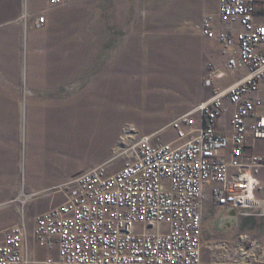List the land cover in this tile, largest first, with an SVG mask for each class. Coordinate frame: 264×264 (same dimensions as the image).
<instances>
[{
  "label": "rangeland",
  "instance_id": "374dc122",
  "mask_svg": "<svg viewBox=\"0 0 264 264\" xmlns=\"http://www.w3.org/2000/svg\"><path fill=\"white\" fill-rule=\"evenodd\" d=\"M2 4L16 8V17L0 18V34L20 28L22 86H0V231L23 219L31 235L36 217L64 201L68 178L105 163L118 171L129 160L124 148L140 137L173 140L169 123L211 96L208 64L223 58L200 24L218 0ZM256 146L264 156V141ZM206 206L203 263L247 253L243 263L264 264V208ZM30 246L36 261L50 253L31 236Z\"/></svg>",
  "mask_w": 264,
  "mask_h": 264
},
{
  "label": "built area",
  "instance_id": "2783aa9c",
  "mask_svg": "<svg viewBox=\"0 0 264 264\" xmlns=\"http://www.w3.org/2000/svg\"><path fill=\"white\" fill-rule=\"evenodd\" d=\"M35 21L40 29L45 16ZM200 32L223 60L208 64L211 96L169 123L174 139L140 137L118 171L105 163L68 178L64 201L36 217L31 235L23 219L0 231V264H204L208 199L229 211L264 208L255 151L264 141V0H218ZM30 236L50 252L42 261Z\"/></svg>",
  "mask_w": 264,
  "mask_h": 264
},
{
  "label": "crops",
  "instance_id": "0c3cea01",
  "mask_svg": "<svg viewBox=\"0 0 264 264\" xmlns=\"http://www.w3.org/2000/svg\"><path fill=\"white\" fill-rule=\"evenodd\" d=\"M15 11L16 8H11L9 5L2 4L0 7V18L6 16L11 17V15H15ZM20 13H17V16ZM14 17H16V15ZM20 18H22V15ZM21 60L22 43L20 28H9L3 34H0V86H11V84H14V86L18 84L22 86ZM230 82L231 80L223 84H228ZM261 177L264 178L262 175ZM204 264L208 263L206 262Z\"/></svg>",
  "mask_w": 264,
  "mask_h": 264
},
{
  "label": "bare ground",
  "instance_id": "6f19581e",
  "mask_svg": "<svg viewBox=\"0 0 264 264\" xmlns=\"http://www.w3.org/2000/svg\"><path fill=\"white\" fill-rule=\"evenodd\" d=\"M126 139L127 138H131V135L129 134V135H127L126 137H125ZM27 197V196H26ZM24 198V197H23ZM24 200V199H23ZM256 248V246L254 245V249ZM240 251H242V250H240ZM248 254L247 253H241L240 254V256L243 258L244 256H247Z\"/></svg>",
  "mask_w": 264,
  "mask_h": 264
}]
</instances>
